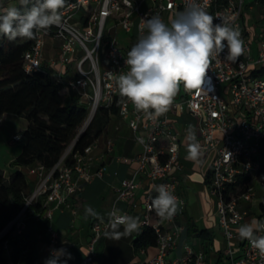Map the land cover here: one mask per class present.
<instances>
[{
  "label": "built area",
  "instance_id": "2783aa9c",
  "mask_svg": "<svg viewBox=\"0 0 264 264\" xmlns=\"http://www.w3.org/2000/svg\"><path fill=\"white\" fill-rule=\"evenodd\" d=\"M191 3L203 7L213 16L214 23L226 19L238 27L244 41L243 55L234 62L227 61L225 49L211 61L203 87L184 89V99L172 104L176 109H187L197 120V141L203 153L212 155L207 191L214 199L219 226L229 243L234 238V229L244 218L238 203L253 199L256 172L264 159V77L258 75L264 70V7L257 4L262 26L256 35L253 54L251 41L245 33L244 0H66L65 7L60 10L61 25L41 30L22 57L25 73L32 74L43 66L44 38L52 37L60 42L59 57L50 64L51 75L67 78L79 103L87 105L86 126L99 107L110 109L115 98H120L117 114L127 122L134 139L142 147V152L132 161L148 181L140 227H150L154 231L156 255L145 264H203L204 254L186 248L184 257L166 259L183 229L174 226L166 230L152 208V198L157 195L156 186L166 185L182 202L180 211L171 220H165L166 223L173 222L185 210V201L177 193L178 181L174 176L181 168L179 141L176 134L168 132L164 118L149 119L122 98L114 77L128 71L127 53L138 38L146 34V29L141 32L140 28L144 19L158 14L170 25L177 13ZM247 7L248 11L254 10L253 6ZM109 72L113 73V78L109 77ZM20 139V135L12 137L13 141ZM93 148L91 144L82 153H75L71 163L66 164L68 149L50 170L40 164L23 170L29 180L35 181V187L25 197L20 212L0 231V252L5 258L0 259V264H18L10 258L11 247L5 237L9 233L22 234L29 222L46 220L51 250L58 249V234L50 226L53 211L67 205L69 198L80 195L84 184L94 177H102L106 170L101 166L93 171L94 159L90 155ZM136 188L133 179L121 180L109 212L116 208L118 201L132 202ZM72 214L75 216L76 211L72 210ZM108 227L109 219L91 224L86 254L78 264H95L96 244ZM225 254L228 264H264L259 250L246 239L237 248L229 246ZM30 264L44 262L33 260Z\"/></svg>",
  "mask_w": 264,
  "mask_h": 264
},
{
  "label": "crops",
  "instance_id": "0c3cea01",
  "mask_svg": "<svg viewBox=\"0 0 264 264\" xmlns=\"http://www.w3.org/2000/svg\"><path fill=\"white\" fill-rule=\"evenodd\" d=\"M19 4V0H0V11L2 10L1 7L7 9L17 7ZM255 13L258 12L253 10V12L246 11L245 13V33L251 41L253 54H255L258 27L262 26V22L259 21V13L258 15ZM59 50L60 42L57 39L44 38L43 65L50 71V64L58 59ZM183 99L184 87L181 85L173 104L180 103ZM85 106L87 107V105ZM159 117L166 120L168 132L176 134L179 141V164L181 168L174 172V176L178 181L177 193L185 201V210L181 215H177L171 223L163 221V227L166 230H171L174 226L183 229L166 259L182 258L185 255V249L190 248L193 252H203V264H228L226 249L229 246L237 248L244 241L240 239L237 229L243 224L251 223L254 219L259 222L264 221V210L259 208V212L253 211V205L256 204L254 197L249 202L240 201L238 207L244 214V218L241 224L234 229V238L228 243L218 223L214 199L207 191L209 181L206 183V177L210 171L212 155L203 153L198 161L186 158L188 147L186 136L190 126L195 132L196 139L199 137L197 120L187 109L180 110L172 106L168 112ZM26 126L27 122L23 117L4 114L0 118V171L3 172L6 180L13 173L23 172L26 169L12 164L21 152L23 146L22 133ZM15 135H20L21 139L13 141L12 137ZM93 144L94 148L90 154L94 159L93 171L104 166L106 170L103 176L94 177L89 183L84 184L80 195L69 198L67 205L52 213L50 226L58 234V249L64 248L72 256L67 264H78L85 257L90 226L95 221H101L91 216L86 219L85 208L92 207L103 217L101 222H106L108 220L107 214L116 200L117 188L121 180L133 179L137 188L132 202L118 201L115 204L116 209L129 216L139 217V221L144 209L148 181L145 174L137 170V163L132 161L142 152V147L134 139L133 132L128 127L127 122L118 114H109L100 135ZM261 201L262 198L259 200L258 206ZM72 210L76 211L75 216L72 214ZM47 227L48 222L44 219L38 223L29 222V228L35 234L36 239L37 258L35 260L42 262H45L50 256L49 252L52 248ZM119 230L122 232L123 226ZM194 230H207L210 233V239L198 238ZM110 231L111 229L108 227L98 242L103 243L104 248L100 254H97L95 264H145L156 255L155 247L134 252L132 243L138 231L130 235H122L119 239L106 235ZM255 235L264 236V229L255 231Z\"/></svg>",
  "mask_w": 264,
  "mask_h": 264
},
{
  "label": "clouds",
  "instance_id": "9594fccd",
  "mask_svg": "<svg viewBox=\"0 0 264 264\" xmlns=\"http://www.w3.org/2000/svg\"><path fill=\"white\" fill-rule=\"evenodd\" d=\"M19 3L25 11L9 7L0 14V34L8 40H32L41 30L61 25L60 10L65 7L66 0H19ZM140 28L141 32L146 29V34L140 36L127 53L125 63L128 71L114 79L119 95L149 119L170 110L181 85L185 90L201 89L211 61L225 49L224 59L233 62L245 51L238 27L226 19L214 23L213 16L195 3L177 13L170 25L156 14L144 19ZM108 75L113 78L112 72ZM186 139V158L198 161L203 150L191 126ZM155 191L157 195L152 200V208L161 222L171 220L180 211L182 202L166 185L156 186ZM107 215L111 231L106 235L110 237L119 239L140 228L139 217L120 214L115 207ZM89 216L103 220L90 206L85 208V218ZM121 226L122 232L119 230ZM259 229H264V224L254 219L241 225L237 232L240 239L248 240L264 258V236L255 235ZM71 259V253L66 249H53L44 264H67Z\"/></svg>",
  "mask_w": 264,
  "mask_h": 264
},
{
  "label": "trees",
  "instance_id": "16d2710c",
  "mask_svg": "<svg viewBox=\"0 0 264 264\" xmlns=\"http://www.w3.org/2000/svg\"><path fill=\"white\" fill-rule=\"evenodd\" d=\"M254 1L264 7V0ZM17 7L22 12L26 10L20 4ZM32 43L33 39L17 38L10 41L0 34V118L4 114H12L23 117L27 122L22 133L21 152L12 164L20 168L40 164L50 170L67 149L69 152L64 161L69 164L75 153H82L87 146L94 143L108 115L117 114L120 98H115L110 109L99 107L79 135L78 131L87 119L88 108L78 102V96L71 90L67 78L51 75V71L44 65L37 72L25 73L22 57ZM258 75L264 77V70L258 72ZM210 176L211 171L207 174L206 183ZM256 177L257 182L264 188V162L258 168ZM34 187L35 181L29 180L21 171L13 173L8 180L0 171V231L20 212L25 197ZM36 208H39L38 205ZM259 208L264 210V196ZM194 232L202 240L210 239L207 230ZM5 239L11 247L10 258L14 262L30 264L37 258L35 234L29 224L22 234L9 233ZM155 245L156 235L150 227H141L132 243L134 252ZM24 251L25 254L22 255ZM0 259H5L1 252Z\"/></svg>",
  "mask_w": 264,
  "mask_h": 264
},
{
  "label": "rangeland",
  "instance_id": "374dc122",
  "mask_svg": "<svg viewBox=\"0 0 264 264\" xmlns=\"http://www.w3.org/2000/svg\"><path fill=\"white\" fill-rule=\"evenodd\" d=\"M247 6H253L254 7V11H256V12H258L259 14H260V12H259V6L257 5V3L254 1V0H244V9H243V11H248L247 9H248V7ZM247 7V8H246ZM1 11H0V14H3V12H4V8H2L1 7ZM250 12H253V10L252 11H250ZM258 13H255V14H257L258 15ZM258 30H259V27H258ZM48 39L46 38V41H47ZM96 122V119H95V121H94V123ZM86 128L87 126H86V121H85V123L82 125V127L79 129V131L78 132H80L83 128ZM68 150V149H67ZM66 150V151H67ZM66 151L63 153V155L62 156H64L65 154H66ZM68 153V152H67ZM29 195V194H28ZM262 196H264V188H262V186L261 185H259L258 183H255V186H254V199H256L255 200V203L256 204H254L253 205V211L254 212H259V206H258V202H259V200H261V198H262ZM103 248H104V245H103V243H98V244H96V247H95V254H96V256H97V254H100L101 252H102V250H103Z\"/></svg>",
  "mask_w": 264,
  "mask_h": 264
},
{
  "label": "water",
  "instance_id": "95a60500",
  "mask_svg": "<svg viewBox=\"0 0 264 264\" xmlns=\"http://www.w3.org/2000/svg\"><path fill=\"white\" fill-rule=\"evenodd\" d=\"M84 129H85V127L80 131L79 135L82 133V131H83ZM79 135H78V136H79Z\"/></svg>",
  "mask_w": 264,
  "mask_h": 264
}]
</instances>
